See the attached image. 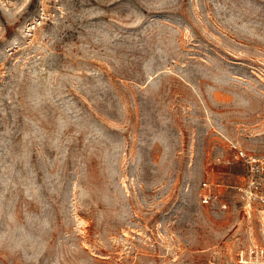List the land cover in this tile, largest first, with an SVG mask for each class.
I'll list each match as a JSON object with an SVG mask.
<instances>
[{
	"label": "rangeland",
	"instance_id": "1",
	"mask_svg": "<svg viewBox=\"0 0 264 264\" xmlns=\"http://www.w3.org/2000/svg\"><path fill=\"white\" fill-rule=\"evenodd\" d=\"M9 1L0 264H264V0Z\"/></svg>",
	"mask_w": 264,
	"mask_h": 264
},
{
	"label": "built area",
	"instance_id": "2",
	"mask_svg": "<svg viewBox=\"0 0 264 264\" xmlns=\"http://www.w3.org/2000/svg\"><path fill=\"white\" fill-rule=\"evenodd\" d=\"M14 0H10L8 3L13 4ZM7 3H5L6 5ZM34 27V25H33ZM31 28V25H30ZM236 149V158L242 159L248 166L249 175L248 183L245 191L247 197V206L252 207L254 201L258 200L261 203H264V160L255 159L252 156H249L244 151L235 147ZM201 201L204 205H209L211 203H221L220 194L213 191L211 184L203 183L202 190L200 193ZM223 208H226V204H221Z\"/></svg>",
	"mask_w": 264,
	"mask_h": 264
}]
</instances>
